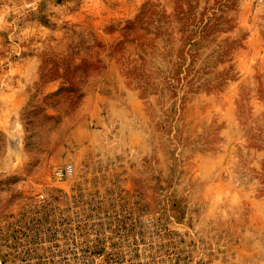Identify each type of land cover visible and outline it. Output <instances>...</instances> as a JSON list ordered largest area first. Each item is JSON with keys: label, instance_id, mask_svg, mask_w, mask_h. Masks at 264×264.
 I'll use <instances>...</instances> for the list:
<instances>
[{"label": "rangeland", "instance_id": "374dc122", "mask_svg": "<svg viewBox=\"0 0 264 264\" xmlns=\"http://www.w3.org/2000/svg\"><path fill=\"white\" fill-rule=\"evenodd\" d=\"M112 222L143 264H264V0H0L1 264Z\"/></svg>", "mask_w": 264, "mask_h": 264}, {"label": "built area", "instance_id": "2783aa9c", "mask_svg": "<svg viewBox=\"0 0 264 264\" xmlns=\"http://www.w3.org/2000/svg\"><path fill=\"white\" fill-rule=\"evenodd\" d=\"M118 218L117 221L124 219L120 216ZM90 220L94 219L90 218ZM112 223L104 226L90 225L88 227L90 237L80 234L75 236L77 239L80 238V241L72 244L70 250L84 254L83 260L75 264H143L135 259V255L142 251L138 236L131 231L132 227L118 222ZM77 233L74 231V235ZM104 255H111V258Z\"/></svg>", "mask_w": 264, "mask_h": 264}, {"label": "bare ground", "instance_id": "6f19581e", "mask_svg": "<svg viewBox=\"0 0 264 264\" xmlns=\"http://www.w3.org/2000/svg\"><path fill=\"white\" fill-rule=\"evenodd\" d=\"M0 264H1V261H0Z\"/></svg>", "mask_w": 264, "mask_h": 264}]
</instances>
